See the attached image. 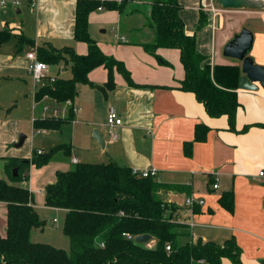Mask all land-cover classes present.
Returning <instances> with one entry per match:
<instances>
[{"label":"crops","instance_id":"obj_1","mask_svg":"<svg viewBox=\"0 0 264 264\" xmlns=\"http://www.w3.org/2000/svg\"><path fill=\"white\" fill-rule=\"evenodd\" d=\"M8 1V5H0V16L4 20L19 15L23 17L21 24L14 23L16 29H13V33L17 37L25 34L33 40L35 46L49 43L57 48L73 47L79 54L88 52V45L74 37L78 0H39L33 9L29 0L27 4L19 0L20 4L17 6L13 4L14 0ZM179 1L183 5L181 16L186 32L196 35L198 49L207 57L206 62L212 65L234 63L224 59L222 52L234 35L246 27L249 15L224 8L214 14L212 8L217 7L213 0ZM133 4L130 3L123 12L105 8L93 11L89 15V32L106 54L125 63L135 85L129 84L121 74L116 73L115 86L109 88L106 86L108 70L103 66L96 68L89 74L94 86L80 85L78 94L72 101L76 107L72 122L86 119L90 128L96 127L94 131L103 134V149L106 151L102 154L108 156V162L105 163L114 162L138 171L157 170L155 180L160 185L158 195L174 204L172 217L182 225L178 228V237L185 240L180 244L196 242L198 239L223 244L226 240L235 238L241 249L243 264H264V177L258 175L259 170L264 169V94L260 89H237L240 106L234 123H231L228 115L210 116L194 92L179 88L180 81L186 77L180 50L158 48L157 53L166 62L147 50L144 44L152 42L155 37L154 30L149 27L150 8L141 1L136 2L139 6L130 8ZM134 8L137 11H133ZM254 14L259 20V30L253 29V53L259 55L260 64L264 65V8ZM201 16H204V21L209 18L212 29L201 31L197 36L195 29L199 23L201 26ZM108 29L112 32L109 33ZM17 42L18 39L16 47ZM31 47L33 46L24 44L22 50L25 48L28 53ZM4 55L0 47V65ZM7 59L10 69L29 72L31 62L27 56L24 57V66L16 62L14 54L8 55ZM58 66V73L53 76L64 77L68 64L61 63ZM51 70L50 65V76ZM16 71L14 77H20L21 73ZM2 77L6 76L0 74V79ZM82 87L85 89L80 98L79 91ZM98 87L105 88L107 93L103 115L105 119L97 114L103 100ZM47 99L51 98H45ZM42 101H36L34 93V103ZM51 105L57 113L62 110L63 115L73 107L66 102L63 103V108H60L61 104L58 105L59 108L52 103ZM110 108L117 110L123 124L115 127L117 138H113L108 131L110 139H107L99 126L107 123ZM40 114V118L48 116L43 115L42 111ZM36 118L37 115L34 116ZM197 124H204L209 128L206 139L196 140ZM245 126L249 127L243 131ZM21 131L20 119H11L7 114L0 113L1 157L30 158L13 149ZM52 131L58 130L44 129L38 132L49 134ZM27 140L28 136L24 144ZM74 159L78 161L74 162ZM78 162V157L73 156L74 166ZM32 168L36 166L31 165L30 175L24 176L25 179L17 184L27 187L33 193V204L37 208L35 191L30 187V179L34 174ZM70 169L72 168L64 171ZM1 178L10 181L7 174ZM55 181L56 179L49 182ZM214 183H218V188L213 187ZM44 190L41 193L45 198ZM227 192H232V210L220 201L221 196ZM189 196L202 199L203 204L187 206L185 201ZM64 211L66 216L67 211ZM168 213L170 214L169 211ZM38 229L32 230L31 237ZM6 231L7 206L0 201L1 235L5 236ZM223 264L234 262L224 258Z\"/></svg>","mask_w":264,"mask_h":264},{"label":"trees","instance_id":"obj_2","mask_svg":"<svg viewBox=\"0 0 264 264\" xmlns=\"http://www.w3.org/2000/svg\"><path fill=\"white\" fill-rule=\"evenodd\" d=\"M137 1L150 8L149 27L154 30L155 37L144 44L147 50L166 62L157 53L158 48L179 49L186 71L179 88L194 92L210 116L228 115L234 123L240 106L237 89L242 65L206 62L207 57L198 49L196 35L186 32L181 16L183 5L179 0H78L74 37L88 45V52L79 54L73 47L57 48L49 43L37 46L39 59L50 65L70 63L72 76L47 81L36 90V101L46 97L59 103L73 101L80 85L94 86L89 74L100 66L108 70L107 87L114 88L116 73L135 85L125 63L106 54L90 35L89 15L100 6L123 12L130 3ZM203 21L204 16H201V24ZM12 37V30L0 28V47ZM24 44L35 47L32 39L21 34L18 51ZM74 114L71 107L65 118H36L33 126L38 131L59 130L74 120ZM208 130L206 125L197 124L196 140L206 139ZM59 150L71 154L70 145L60 144L42 154L35 151L30 158L10 157L7 161L10 181L0 177V201L7 206L6 235L0 233V264H223L224 258L231 259L234 264H243L235 238L223 244L202 239L178 243V228L182 225L172 217L174 204L158 195L159 183L153 177H139L131 167L114 162H78L70 170L57 172L56 181L45 187L44 202L46 206L67 211L63 232L69 238L70 248L32 241V230L43 227L45 221L34 207L33 193L17 183L25 179L23 173L31 165L44 166ZM15 167H19L17 176L12 173ZM232 197V192H227L220 198L229 210L233 207ZM127 234L135 237L149 234L155 243H139ZM168 244L172 246L171 251L166 249Z\"/></svg>","mask_w":264,"mask_h":264},{"label":"rangeland","instance_id":"obj_3","mask_svg":"<svg viewBox=\"0 0 264 264\" xmlns=\"http://www.w3.org/2000/svg\"><path fill=\"white\" fill-rule=\"evenodd\" d=\"M21 2L28 3V0H21ZM181 2V1H179ZM30 4V2H29ZM213 4L219 8L223 9L222 6L218 3L217 0H213ZM136 3H134L130 8H132ZM139 6V4H137ZM136 5V6H137ZM31 9H33L32 5L30 4ZM140 6L143 8V6L140 4ZM129 7V5L127 6ZM129 8V9H130ZM191 9V8H190ZM228 10V9H226ZM225 10V11H226ZM260 9H243V10H235L238 14H246L249 15V18L246 21V27L254 30H259V20L258 18H255L256 14L258 13ZM23 17L19 15V17L15 16V18H10L7 20H4L0 16V28H5L8 30H15V25L17 23L21 24V19ZM30 19V17H29ZM31 21V20H30ZM15 23V25H14ZM211 21H209V18H207L205 21L202 22L201 26L200 23L195 29V32L200 35L201 31H206L207 29L211 28ZM218 29V28H217ZM109 33H111V29H108ZM18 39L17 35L13 33V37L6 43H4L1 46V51H3L4 56H2V63H1V69L0 74L6 77H2L0 79V113L7 114V116L11 119H20L21 120V128L22 131L19 134H24L28 136L27 142L21 146L16 148L15 146L13 149L15 151L20 152L21 154L25 153L26 157H31L33 152H37L38 154L45 153L47 150L51 149L52 147L60 144H68L71 146V154H66L63 150L57 151L53 157L49 160L47 164L40 167L38 170L42 169L40 172L36 168H32V172L34 173L32 178L30 179V187L34 189L35 195H36V202H37V211L40 214V217L45 221V225L42 228H39L34 232L31 239L32 241L36 242H43L52 244L56 247L69 249L70 248V241L69 238L64 234L63 232V222H64V216L65 211L63 208H56V207H50L46 206L44 202L43 194L41 193L42 190L50 183V180L56 179V174L59 171H64L68 168H73L74 164L72 163L73 156L78 157L80 162H86V163H105L108 162V156L105 154H102L106 151L102 148V146L96 142V140L93 137L94 134V128H90L87 125L86 119H82V121L79 122H71L66 123L61 128L62 130L59 131H52L49 132V134H39L38 130H36L33 126V119L34 116L37 115V118H40L41 111L43 112V115L48 116H57L61 118H65L68 115V111L62 114V110H60L59 113H55L53 105H56L57 103L53 101L52 99H47L40 103L35 104L34 103V93L36 90L40 89L41 84H36L34 82L33 75L27 71H24V69L21 70H12L10 69V62H6L7 56L10 54L15 55V60L17 63H21V66H24V57L27 56V49L24 48L22 51H18L16 47V40ZM254 48V47H253ZM253 48L249 52L250 54L253 53ZM255 49V48H254ZM36 51L37 52V46L31 47L29 51ZM222 57L224 59H227L230 62H236L242 65L241 61H238L237 59H233L230 57H226L222 52ZM252 57L254 58L255 62L257 64H260V58L259 55L254 53L252 54ZM64 65V62H61ZM59 63V64H61ZM52 70L51 75L56 76L59 70V66L57 65H51ZM23 68V67H22ZM58 69V70H57ZM67 71L64 72V77H71L72 71H71V64H68ZM21 73L19 76L21 77H14V72ZM63 74V72H61ZM11 76V77H8ZM84 87H82L79 91L80 98L83 97V91ZM261 93L264 94L263 88H260L259 90ZM103 100L102 104L97 110L98 116H102V119L106 118L104 117V104L107 100L105 99L103 93ZM35 104V105H34ZM61 104V105H60ZM60 108H63V103H60ZM57 108H59V106ZM48 106L49 110H44V107ZM46 116V117H48ZM73 121V120H72ZM103 121V120H102ZM104 124V123H102ZM100 130L104 132V135L107 139H110V135L108 133L109 127L107 126V123L104 125L99 126ZM18 139V141H19ZM17 141V142H18ZM16 142V143H17ZM15 143V144H16ZM42 148V152H40V149ZM47 149V150H44ZM104 150V151H103ZM23 154V155H25ZM29 155V156H28ZM9 160V157L0 156V176L4 177L7 174V177H9L8 172L6 171V163ZM14 169V168H13ZM10 179V177H9ZM38 231V232H37ZM185 240L183 237H178L177 241L178 243H182Z\"/></svg>","mask_w":264,"mask_h":264},{"label":"water","instance_id":"obj_4","mask_svg":"<svg viewBox=\"0 0 264 264\" xmlns=\"http://www.w3.org/2000/svg\"><path fill=\"white\" fill-rule=\"evenodd\" d=\"M218 3L224 9L231 10H243V9H255L264 8V0L254 1V0H217ZM255 41L254 32L243 27L242 30L235 34L234 37L225 45L223 54L226 57L237 59L242 63V75L239 79L238 89L246 91H258L260 88L264 90V65L257 64L254 58L249 53ZM105 98H107V93L105 88L98 87ZM94 138L97 139L98 143L105 147V139L103 134L95 130L93 134ZM26 135L21 134L19 141L15 144L16 147H21L26 139ZM14 176L19 175V167H15L12 170ZM29 170H25L23 176H29ZM136 241L139 243L150 242L154 244L155 241L152 240V236L149 234H141L136 236Z\"/></svg>","mask_w":264,"mask_h":264},{"label":"built area","instance_id":"obj_5","mask_svg":"<svg viewBox=\"0 0 264 264\" xmlns=\"http://www.w3.org/2000/svg\"><path fill=\"white\" fill-rule=\"evenodd\" d=\"M39 0H29L30 4L35 7L36 4L38 3ZM116 1H120V0H116ZM14 5H19L20 1L19 0H14L12 1ZM9 1L8 0H0V5L1 6H6L8 5ZM99 10H102L103 7L100 6L98 8ZM221 9L219 8H212V12L214 14H217L218 11H220ZM27 57L30 60V65H29V71L30 73L33 75L34 78V82L36 84L40 83L41 86L45 85L47 83V81H55L57 77L54 76H50L49 75V69H50V64H48L47 62L39 59L37 52L34 51H29L27 53ZM48 98V97H46ZM45 99V98H44ZM69 105H73L72 100H68L66 102ZM44 110H49L48 106L44 107ZM73 110L76 111V107L73 105ZM55 113H57V110H54ZM123 124V119L119 116L117 110L115 108H110L108 111V115H107V126L109 127V133L111 134V136L113 138H117V133L115 132V127L120 126ZM40 152H42V149H40ZM77 159H74V162H77ZM133 173L139 177H153L155 178L157 176V170L156 169H148V170H144V171H138L136 169H133ZM258 175L260 177H264V169H260L258 172ZM214 188H218V183H214L213 184ZM186 205L189 207H193L196 204L201 205L203 204V200L202 199H196L193 196H189L186 198L185 201ZM126 236H128L130 239H135V236L129 235L127 234ZM150 245H153L151 243H149ZM166 249L168 251L172 250V246L171 244H168L166 246Z\"/></svg>","mask_w":264,"mask_h":264},{"label":"bare ground","instance_id":"obj_6","mask_svg":"<svg viewBox=\"0 0 264 264\" xmlns=\"http://www.w3.org/2000/svg\"><path fill=\"white\" fill-rule=\"evenodd\" d=\"M254 1H260V0H254ZM136 238V237H135Z\"/></svg>","mask_w":264,"mask_h":264}]
</instances>
